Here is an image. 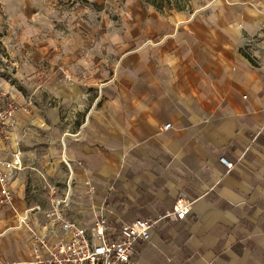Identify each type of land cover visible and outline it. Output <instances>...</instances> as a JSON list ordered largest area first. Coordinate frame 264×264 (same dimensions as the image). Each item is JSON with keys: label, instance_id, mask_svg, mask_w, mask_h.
I'll return each instance as SVG.
<instances>
[{"label": "crops", "instance_id": "obj_1", "mask_svg": "<svg viewBox=\"0 0 264 264\" xmlns=\"http://www.w3.org/2000/svg\"><path fill=\"white\" fill-rule=\"evenodd\" d=\"M214 7L188 19L146 9L130 21L57 29L44 45L49 91L37 106L15 96L19 129L62 141L82 193L72 217L89 227L93 213L81 205L108 204L126 222H152L133 264H264V43L241 46L243 36L264 39V1ZM62 68L66 90L55 85ZM28 169L12 181V209L0 208L4 264L29 258L32 220L6 231L32 207ZM183 194L191 213L162 218Z\"/></svg>", "mask_w": 264, "mask_h": 264}, {"label": "rangeland", "instance_id": "obj_2", "mask_svg": "<svg viewBox=\"0 0 264 264\" xmlns=\"http://www.w3.org/2000/svg\"><path fill=\"white\" fill-rule=\"evenodd\" d=\"M214 0H0V88L9 90V94L23 96L35 106L50 89V70L47 67V54L44 45L51 38H56L57 29H67L71 25L89 23L98 28L102 19L120 22L122 18L130 21L131 17L149 9L161 17L194 18L206 16L215 8ZM136 24H131V31ZM93 45L99 50L100 44ZM55 85L67 76L62 68ZM70 87V85H68ZM59 89L66 90L68 89ZM30 127V126H29ZM15 129L16 145L11 146L23 155L24 166H29L26 174V195L30 206L41 205V212L32 222L43 225L46 214L57 200L65 193L67 172L61 140H47L36 126ZM10 135V134H9ZM61 166L56 173L54 167ZM54 185V195L49 196ZM75 203L64 208V213L75 215ZM45 213V214H44ZM40 230V229H39Z\"/></svg>", "mask_w": 264, "mask_h": 264}, {"label": "built area", "instance_id": "obj_3", "mask_svg": "<svg viewBox=\"0 0 264 264\" xmlns=\"http://www.w3.org/2000/svg\"><path fill=\"white\" fill-rule=\"evenodd\" d=\"M254 1L258 3L264 0ZM259 43H264L263 37L258 40L255 37L243 36L241 40L242 48L249 50L257 47ZM71 84L72 81L63 77L58 83V88L65 89ZM16 109L17 103L9 94V90L0 88V208L4 210L13 207L12 181L25 167L23 155L9 142L10 131L15 129L19 122ZM169 126L170 124L165 125L164 129ZM232 166V163L227 164L228 169ZM67 181L65 193L48 210L44 224H39L40 227L37 228L33 222L35 233L27 239L31 248L25 264H133L131 259L137 253V242L149 240L152 222L146 219L126 222L113 205L95 207L87 203L81 205V210H91L93 222L86 227L77 218L72 217V214L63 211L82 196L80 189L73 185L69 177ZM98 184L107 185L104 181ZM94 188L95 186L88 184L86 191L92 192ZM54 189L53 185L49 196L54 195ZM41 212L44 210L39 204L28 207L21 216L13 214L11 225L6 231L19 228L29 219L33 221L32 217L35 218ZM190 213L191 201L183 194L176 199L171 209L164 210L162 218L179 222L184 221ZM194 230L191 228V232Z\"/></svg>", "mask_w": 264, "mask_h": 264}, {"label": "bare ground", "instance_id": "obj_4", "mask_svg": "<svg viewBox=\"0 0 264 264\" xmlns=\"http://www.w3.org/2000/svg\"><path fill=\"white\" fill-rule=\"evenodd\" d=\"M221 1H224V0H214L213 3H215V5H216L218 2H221ZM10 135H11V138H12L13 145H16V137H17V135L15 134V131H10ZM54 170L56 171V173H60L61 172V166L56 163V165L54 167ZM35 224H36L37 228L40 227L37 221H35Z\"/></svg>", "mask_w": 264, "mask_h": 264}]
</instances>
